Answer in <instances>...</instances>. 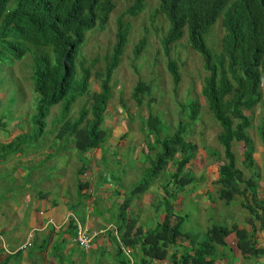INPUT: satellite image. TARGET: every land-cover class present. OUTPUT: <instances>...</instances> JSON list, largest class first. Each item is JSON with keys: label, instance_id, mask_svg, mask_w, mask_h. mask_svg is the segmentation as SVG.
<instances>
[{"label": "trees", "instance_id": "1", "mask_svg": "<svg viewBox=\"0 0 264 264\" xmlns=\"http://www.w3.org/2000/svg\"><path fill=\"white\" fill-rule=\"evenodd\" d=\"M114 1L0 0V51L9 54L15 61L21 60L30 51V47L50 48L52 52V56L47 52L32 55L30 79L33 92L38 96L36 116L32 121L35 133L33 138H38L43 133L45 120L52 107L63 102L61 117L55 122V125L61 124L76 99L88 92L91 69L84 67L83 62L77 77L76 59L85 34L94 29L105 30L109 16L115 9ZM145 8L146 0H134L119 17L112 52L106 58L104 70L95 73L99 89L92 93L89 108L82 107L78 118L72 123H64L58 132L59 138H76L75 144L82 158L91 150L100 149L108 139L101 128L105 122L107 103L111 98V76L119 65L131 29L130 21L124 18L136 17ZM156 14L162 15L169 24L162 41L165 51L168 52L169 47L181 40L186 32L190 48L202 57L204 69L209 74L205 79L202 95L221 128L217 141L225 157V162L218 166V179L215 182L220 187L218 197L227 206L231 205L236 195L244 197L246 201L240 202L241 207L260 225V230H264V198H259V172L253 168L255 149L247 133L251 120L244 115V111H251L263 98L264 0H158ZM218 20L224 35L220 50L215 53L208 47L206 36ZM145 41V36L139 40L135 55L144 48ZM0 61H4L2 55ZM168 71L177 84L180 75L173 61L168 64ZM150 92V85L137 83L133 97L138 107H142L144 103L143 95L149 96ZM146 105L148 148L149 151L159 150L153 157L146 155L149 167L141 181L125 195L118 214L121 240L137 249L135 264H152L153 260H163L168 245L175 244L178 239L187 240L189 244L180 254L172 253L170 259L173 264H214L219 248L225 247L229 235L235 236V245L241 255H262L264 251L256 246L255 233L239 229L237 225L212 224L203 237L183 232L182 219H173L174 201L196 182L192 177L193 172L187 167L195 159L197 146L186 140L190 122L185 119L192 122L197 119L199 104L191 102L182 107V116L175 132L163 138L160 137L161 119L152 113L149 103ZM88 115L90 118L86 119ZM2 119L0 117L1 126ZM258 131L264 144V114ZM31 139L17 137L3 148L0 159L17 151L22 145L32 143ZM234 142L243 146L241 164L249 172L248 178L237 167L238 162L232 152ZM86 168L88 164L82 163L77 174H83ZM162 174L169 176L161 187L163 199L160 207L164 210L162 221L147 232L137 234L135 231L128 236L124 232L131 228L129 225L132 218L126 215V210ZM80 185L82 183L78 179L79 195ZM241 185L243 188H240Z\"/></svg>", "mask_w": 264, "mask_h": 264}, {"label": "rangeland", "instance_id": "2", "mask_svg": "<svg viewBox=\"0 0 264 264\" xmlns=\"http://www.w3.org/2000/svg\"><path fill=\"white\" fill-rule=\"evenodd\" d=\"M133 1L115 0V9L109 16L105 30L94 29L85 34L84 42L76 59V74L78 77L79 67L83 62L84 67L91 69L92 77L89 90L85 95L76 99L61 124L55 125V122L61 117L63 102L52 107L45 120V128L39 135L38 144L44 150L45 156L50 155L46 154L47 151L55 153L54 157L43 166L46 176L54 178V175L57 174L56 176L68 179L69 183L64 189L63 186L53 183L55 179H50L53 189L56 190L53 191L55 195L61 190V194L69 195L71 198L76 197V173L81 168V163H87L89 167V160L80 156V151L75 144L76 138L69 136L59 138L57 135L64 123L67 121L72 123L78 118L82 107L89 108L92 93L99 89L95 73L104 70L106 58L111 54L115 43L117 21ZM157 6L158 0H146V8L141 14L133 18H124V20L130 21L131 29L119 65L111 76V98L107 103L105 122L101 129L108 139L100 148L103 150L104 157L103 159L97 158L96 164L102 171H107L106 173H110V169L114 168L115 173L112 174H115V178L113 177V179L121 181L124 189L128 192L131 191L141 181L149 167L146 155L153 157L159 150L149 151L148 148V133L145 128L148 115L146 104L149 103L152 113L161 119L160 137L163 138L175 132L176 125L182 116L180 113L182 107L191 102H197L199 104L197 119L193 122L185 120L190 122L186 140L197 146L195 159L187 168L193 172L192 177L196 178L198 184L195 182L178 195L174 216L182 218L183 232L204 236L212 224L228 225L230 213L240 211L249 213L240 205V202L246 201L244 197L236 195L229 206L225 205L224 201L218 197L220 187L215 184V181L218 178V166L225 162V157L224 151L217 141L221 128L214 120L202 95V88L209 74L204 69L202 57L190 48L186 32L181 40L169 47L168 52L165 51L162 41L169 29V24L162 15L156 14ZM223 35L224 30L218 20L206 36L207 45L213 52H219ZM144 36L146 38L145 46L135 55L137 44ZM39 52L52 54L50 48L30 47V51L21 60L15 61L9 54L0 51L4 60L0 61V117L3 118L1 122L3 126L6 124L5 127L8 129L18 126L19 129L27 130L25 139L33 138L35 135L31 128H33V118L36 116L38 96L33 92L30 78L33 64L32 55ZM171 61L176 64L180 75L177 84L168 71V64ZM138 82H144L151 86L150 95H143L142 107L137 106L133 97ZM262 92L261 102L251 111H244V115L251 120L247 133L253 141L255 149L253 168L259 172L257 181L259 198H262V194H264V144L258 131L264 114V87ZM89 118L90 115L86 117V119ZM124 130L126 131L125 137L121 136V141L116 146H110L109 140L115 139ZM35 131L38 132L36 129ZM243 151L241 143L234 142L232 144V152L238 162L237 167L243 170L245 178H248L249 172L241 164ZM103 161L105 163L102 166L100 162ZM168 177V174H162L148 190L147 193H151V205L161 199V185H164ZM206 180H211L213 183H208ZM194 187L196 189H193ZM240 188H243V185ZM92 201L93 204L97 202L94 196ZM116 206L114 204L113 211L116 210ZM113 211L108 213L109 217L113 215ZM146 211L148 213V206ZM137 223H142L139 217ZM92 256L93 264H103L96 253Z\"/></svg>", "mask_w": 264, "mask_h": 264}, {"label": "crops", "instance_id": "3", "mask_svg": "<svg viewBox=\"0 0 264 264\" xmlns=\"http://www.w3.org/2000/svg\"><path fill=\"white\" fill-rule=\"evenodd\" d=\"M17 127L8 129L0 125V152L17 137H26L27 130ZM125 134L124 130L115 139H110V146H116ZM33 140L0 159V264H93L92 255L95 253L103 264L124 262L110 232L95 238L89 251L82 250L74 241L76 221L90 230L119 224V207L128 191L121 181L113 179L114 168L106 173L96 164V159L102 158L103 151L96 149L86 156L89 167L83 174L76 176L75 181L77 183L79 179L82 183L79 186L80 195H77V185L76 197L71 198L61 194V190L57 195L54 194L56 190L51 180L55 179L53 183L65 189L69 185L68 179L57 174L54 178L46 176L43 166L52 156H45L38 144L39 138ZM46 154H52V151ZM104 163L100 162L102 166ZM206 182L213 183L211 180ZM93 196L97 200L95 204ZM150 196L151 193L143 194L129 207L127 214L132 217L131 228L124 229L125 232L123 230L128 236L135 231L137 234L147 232L162 221L164 212L158 206L151 205ZM114 204L117 205L115 211ZM111 211L113 215L109 217ZM138 217L142 223H137ZM228 221L229 226L233 224L239 229L254 232L256 246L264 251V230H260V225L250 215L245 211L230 213ZM145 222L148 224L145 225ZM29 239L30 247L21 250ZM225 243V247L219 248L214 264H264V253L257 257L241 255L235 245L234 235H229ZM188 244L187 240L178 239L175 244L168 245L163 260H153L152 264H173L170 259L172 253L180 254ZM131 249L137 263V249Z\"/></svg>", "mask_w": 264, "mask_h": 264}, {"label": "clouds", "instance_id": "4", "mask_svg": "<svg viewBox=\"0 0 264 264\" xmlns=\"http://www.w3.org/2000/svg\"><path fill=\"white\" fill-rule=\"evenodd\" d=\"M262 86V85H261ZM19 124V123H18ZM102 129V128H101ZM126 135V134H125ZM125 135L123 136V137H125ZM39 138V137H38ZM33 139H36V138H32L31 139V141L33 142L34 140ZM107 141V140H106ZM105 141V142H106ZM104 142V143H105ZM20 149V148H19ZM18 149V150H19ZM99 150H101V149H99ZM92 151V150H91ZM90 151V152H91ZM101 151H103V150H101ZM89 152V153H90ZM88 153V154H89ZM157 153V152H156ZM10 153H8V154H6V156L7 155H9ZM88 154H86V156L88 155ZM54 155H55V153H52V154H50V156H52V158L54 157ZM5 156V157H6ZM86 156H85V158H86ZM103 157H104V155L102 156V159H103ZM88 159V158H87ZM82 164V163H81ZM82 167V166H81ZM78 172V171H77ZM76 176H78V174L76 173ZM196 179V178H195ZM218 179V178H217ZM216 179V180H217ZM200 180V179H199ZM216 182V181H215ZM196 183L198 184V182L196 181ZM77 185H78V181H77ZM153 185V184H152ZM217 185V184H216ZM163 185H161V187H162ZM193 189H196V187H194ZM77 190H78V188H77ZM130 192V191H129ZM128 192V193H129ZM148 192V191H147ZM147 192H145V193H147ZM127 193V194H128ZM144 193V194H145ZM160 193H161V199H158V202L157 203H154V205H156V206H158L157 208L158 209H160V210H162V208L160 207V205H161V201H162V199H163V193H162V191H161V189H160ZM183 193V192H182ZM126 194V195H127ZM143 195V194H142ZM141 195V196H142ZM140 196V197H141ZM139 197V198H140ZM138 198V199H139ZM264 198V197H263ZM263 198H260V199H263ZM137 199V200H138ZM178 199V196H177V198L175 199V201H174V209H175V207H176V204H175V202H177L176 200ZM123 201H124V198H123ZM123 201H122V203H123ZM135 201H133L132 202V204L134 203ZM131 204V205H132ZM129 209V208H128ZM128 209L126 210V215L127 216H129L128 214H127V211H128ZM163 212H164V210H163ZM163 215H164V213H163ZM249 215V214H248ZM251 216V215H250ZM130 217V216H129ZM164 217V216H163ZM132 218V217H131ZM175 218V216H173V219ZM252 218V217H251ZM77 225H80V226H82V227H84L85 229H87L88 231H96V232H99L100 230H102L103 231V233H99L95 238H97L98 236H101V235H103V234H105V233H107V232H110L111 234H112V237L114 238V240L116 241V246H117V249H118V251H119V254L121 255V256H123L124 257V259L126 260V264H130L129 263V259L121 252V250H120V245H122V246H124V247H126V248H129L130 249V251H131V254H130V259L132 260V263L133 264H135V260H134V258H133V252H132V249H131V247H129L128 245H126L122 240H121V235H122V232L121 231H119V229H118V225H108V226H106V227H104V229H97V230H90L89 228H86L85 226H83V225H81V223H79V222H77L76 221V224H75V228H76V236H77ZM76 236H75V239H76ZM95 238H93V240L95 239ZM75 239H74V241H75ZM93 240L91 241V244H92V242H93ZM29 244L26 248H28V247H30V245H31V243H30V239L29 240H27L24 244H23V246L24 245H26V244ZM75 243H76V241H75ZM77 244V243H76ZM78 245V244H77ZM22 246V247H23ZM79 246V245H78ZM22 247H21V250H25V249H22ZM80 247V246H79ZM81 248V247H80ZM82 249V248H81ZM90 249H91V247H90ZM89 249V250H90ZM83 250V249H82ZM88 250V251H89ZM85 251V250H84Z\"/></svg>", "mask_w": 264, "mask_h": 264}, {"label": "built area", "instance_id": "5", "mask_svg": "<svg viewBox=\"0 0 264 264\" xmlns=\"http://www.w3.org/2000/svg\"><path fill=\"white\" fill-rule=\"evenodd\" d=\"M99 233H103L102 230H100L99 232L96 231H88L87 229H85L84 227L77 225V236H76V243L85 251H88L91 247V241L93 240V238H95ZM29 244L27 243L26 245H24L22 247V249H25ZM120 250L121 252L129 259V263H132V260L130 259V254L131 251L129 248H126L122 245H120ZM161 264H166L165 262L161 263Z\"/></svg>", "mask_w": 264, "mask_h": 264}]
</instances>
